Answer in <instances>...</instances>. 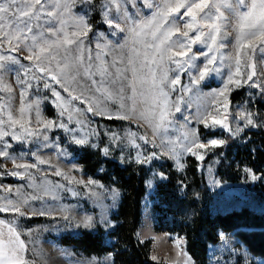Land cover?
<instances>
[{
  "label": "rangeland",
  "instance_id": "rangeland-1",
  "mask_svg": "<svg viewBox=\"0 0 264 264\" xmlns=\"http://www.w3.org/2000/svg\"><path fill=\"white\" fill-rule=\"evenodd\" d=\"M104 2L105 0H99L98 2L92 0L91 4H85L77 0L72 8L74 16H84L88 25H90L87 35L80 36V39L83 40L82 48L85 50L83 55L87 57L90 51L94 66L101 64V62H104L105 66H110L114 58H121L123 63L118 65L121 68L128 66V58L132 56L138 69L137 76L140 78L136 83L135 103L133 99H130L132 89L128 80H123L111 86L113 92H116L120 84H123V100L115 95L110 99H105L100 93H96L94 89L92 92H87L86 95H94L101 99V106L105 114L96 115L88 112L89 104L87 102L71 99L69 93L65 92L59 84L47 77L45 79L33 78L43 74L38 73L36 68L33 67L34 60L26 59L29 52L23 44L16 51L12 50L8 44L0 47V56L15 57L18 61V63H13L11 60L0 61V64L4 65L0 69V80L12 89L11 92L0 90V104L8 103L10 99L11 111L14 116L18 117V110L21 106V91L22 89L26 90L24 103L25 105L31 104L32 107L26 114L25 126L39 132V138L27 136L26 134L23 140H13L11 135L4 138L5 141L11 144V148L8 149L9 153L16 157L18 162L37 164V167L29 168L26 172L24 169H19V171L25 172V177L22 179L8 175V172L14 170V165L11 160L0 158V197L6 196L14 201L33 195L41 197L40 199L29 198L27 204L22 206L21 210L26 215L0 212V220L15 224L21 234V239L27 245L26 259L33 262V264H113L112 253L86 256L75 250L73 246L62 245L58 241V238L64 234L77 235L82 230L96 231L98 227H101L104 234H107L116 224L112 219V214L120 201V191L114 184L105 185L98 178L87 174L66 146L68 142L81 146L73 142V136L84 137L87 139V143L83 145L100 148L104 154H106L104 149L107 148V155L118 159L120 162L142 164L147 169L146 191L142 199L137 235L141 242L150 240L149 258L157 263L186 264L187 261V264H195L193 258L186 252L185 239L182 235L159 232L154 228L155 187L158 182L165 178L162 164L169 161L177 170L182 171L184 169L186 157L192 155L185 150L184 146L190 143L193 130L199 142L205 144L212 139H224L226 141L235 139L240 142L243 134L248 130L264 131V110L256 105L257 101H264V92L261 91V88L251 86L253 82L264 85V75H261V73H264V62H262L264 53L259 48H256L255 51L246 48L241 52V76L233 77L241 80V86L237 87L235 84H229V91L225 93L229 102L228 111L231 127L233 129L237 126L243 128V131L237 135H233L220 126L205 127L197 119L198 113H204L205 111L212 112L213 115L220 118L215 109H219L220 113L224 111L222 107L223 97H219L216 102L213 101V97L228 83L229 75L236 72V33L231 27L228 28L227 35H224L223 38L218 37V44L213 46L214 49L219 44H223L224 47L219 48V51L209 53L210 56L215 55L217 57L215 64L209 67H217L219 71L207 75L198 85L193 86L191 84L192 77L189 72L178 73L176 71V64L168 59L172 53H166L162 61L157 57L156 63L151 64L150 67L155 71L158 82L167 73V79L160 86L168 93V103L171 111L163 125L157 126L159 121L151 110L153 108L152 98L158 96L159 92L151 87V74L148 72V68L140 70L145 50L150 55L154 51L152 48L145 49L142 41L152 43V37L150 35L143 36L135 38L134 41L133 39H127V31L118 32L114 28H109L102 15ZM153 3L154 5L158 4L160 0H153ZM126 7L129 15L137 20L148 18L156 11L155 7L147 8L143 4V0H135V7L129 2ZM183 11L184 9L180 10L181 13ZM94 13H98L105 28H98L91 22V16ZM189 19L186 16L179 18L178 15L175 19L169 17V21L174 20L181 32L186 31L183 25ZM65 30L69 33L77 31L72 19H68ZM204 30L207 31L206 28ZM181 32L174 33L172 40L177 38L186 40L187 38L183 37ZM195 35V31L189 32V37ZM26 43H30V41H26ZM98 43L101 45L100 48H97ZM75 48L76 45L69 46L73 56L79 55L74 51ZM133 48L139 49V57L133 55L131 52ZM173 51L182 50L174 47ZM207 51V45L201 42L191 45V52L188 55L196 54L198 58L194 63L197 68L203 67L206 63V58L201 53ZM98 52L101 53L100 60L96 59ZM60 55H64L63 51ZM186 58L175 57V59ZM251 63L256 65L257 75L253 77L252 81L244 83L243 81L247 79V75L251 72V68L248 67ZM54 66L55 62H53ZM110 71H114V69L110 68ZM177 74L180 76V83L175 85V90H173V86H170L168 81L174 79ZM125 75L129 79L131 78V72H126ZM192 75H196L195 69L192 70ZM77 79L82 84L86 82V78L78 77ZM95 79L99 80L100 76L96 75ZM18 80L25 81V83L21 84ZM45 83H49L51 87L45 88ZM87 83H90V81H87ZM185 86L192 87V91H181ZM72 87L76 88L73 95L78 94L79 87L75 82H73ZM53 88L60 93V100H57V97L52 94ZM232 93H236L234 99L231 98ZM177 103L180 107L179 112L175 111L173 106ZM58 104L67 109L64 115L60 114L61 107H58ZM122 104L123 107H121ZM37 107L39 118L42 121H55L57 125L64 123L68 129L73 131L67 132L64 128L58 126L45 129L43 123L37 124ZM47 107H49V112L46 111ZM76 109L80 111L77 112ZM240 109H246L248 112L253 113V118L259 126L245 127L244 121L235 120L234 117ZM158 112L159 109L157 108V116ZM117 113L127 115L129 118H116ZM69 114H71V119H69ZM108 114H112L113 118L109 119ZM141 114H143V118ZM0 118L7 120L6 111L0 113ZM101 119L122 120L129 124L124 126L110 125ZM28 120L31 121L30 124L27 123ZM200 125L207 130L223 132L224 136L202 138L198 132ZM5 129L11 131L6 125ZM16 131H20L19 126H17ZM186 134L188 139H185ZM44 135L48 137L46 141L43 139ZM214 148L209 146L206 149H194V151H198L204 156L203 160H198L196 156L192 155L197 159L206 184L212 193V208L214 210H228L248 205L253 209L264 212V177L244 166L241 169L239 181H221L216 174L220 158L214 152ZM170 149H174V151H169ZM153 153L156 154V158H153L150 162L140 163L137 161L138 154L143 158ZM209 154L210 156L207 158ZM37 157L43 159L46 163L38 164ZM180 164L183 167H180ZM246 169L250 171H246ZM57 170L62 174L55 175ZM253 176L256 179H253ZM79 181H84V183H79ZM88 181H94L95 183L88 184ZM5 188H11L12 191L5 192ZM45 189L48 190L47 194H45ZM3 202L0 201V203ZM40 211H44L45 214L40 215ZM65 216L68 219H65ZM36 217L41 220L33 222L31 219ZM87 217L91 218L89 226H85L83 223ZM4 231L5 237H7V229H4ZM112 241V238L105 237L106 243L110 244ZM178 242L179 247L177 246ZM208 249V264H257L258 261L264 260V258L249 252L236 236L234 230H220L218 241L209 243ZM184 253L187 255L185 256Z\"/></svg>",
  "mask_w": 264,
  "mask_h": 264
},
{
  "label": "snow or ice",
  "instance_id": "snow-or-ice-1",
  "mask_svg": "<svg viewBox=\"0 0 264 264\" xmlns=\"http://www.w3.org/2000/svg\"><path fill=\"white\" fill-rule=\"evenodd\" d=\"M80 2L91 4L92 0H80ZM129 2L135 7V0H105L102 5V15L109 28H114L118 32L127 31V39H133L135 41V38L143 36L150 35L152 37V43L142 41L145 49L152 48L154 51L150 55L145 50L143 53V61L140 64V70L146 67L148 68V72L151 74V87L159 92L158 96H153L152 98L153 108L151 110L159 121L157 126L163 125L167 117L171 114L168 93L160 86L167 79V73L158 82L155 71L150 65L156 63L157 57L162 61L165 54L170 52L172 55L168 59L176 64V71L178 73L184 71L189 72V75L192 77L191 84L193 86L198 85L207 75L214 71H219L217 67H209L210 65H214L217 60L215 55L210 56L209 53L219 51V48L224 47L223 44H219L215 49L213 48L214 45L218 44L217 38H223L224 35H227L228 28L231 27L236 33V72L229 75L228 83L213 97L214 102L218 101L219 97H223L222 107L224 111L220 113L219 109H215L220 118H217L212 112L205 111L204 113H198L197 119L205 127L220 126L233 135H237L243 131V128L240 126H237L235 129L231 127L229 122L230 113L228 111L229 102L225 93L229 91V84H235L237 87L241 86V80L233 78L234 76H241V52L246 48L252 49L253 51L259 48L264 53V0H160V3L155 5L153 0H143V4L147 8L151 9L155 7L156 11L150 17L140 20L134 19L129 15L126 7V4ZM76 3L77 0H0V47L8 44L12 50L16 51L23 44L24 48L29 52L26 59L34 60L33 67L36 68L38 73L43 74L39 77L34 76L33 78L45 79L47 77L56 84H59L65 92L69 93L71 99H79L82 102H87L89 104L87 108L88 112L96 115L105 114L101 106V99L94 95H86L87 92H92L94 89L96 93H100L105 99H110L115 95L123 100V84H120L116 92H113L111 87L123 80H128L129 86L132 89V97L130 99H133L135 103V96L137 94L136 83L140 79L137 76L138 69L136 67V61L132 56H129L128 66L124 68L118 66L123 63L121 58H114L110 66H105L104 62L94 66L90 51L87 57L83 55L85 50L82 48L83 40L80 39V36L87 35V32L90 30V25H88L84 16H74L72 14V8ZM181 9H184L183 13L180 12ZM176 15L179 18L185 16L190 18L183 25L186 31L181 32L174 20L172 22L169 21V17H174L175 19ZM69 18L72 19L77 28V31L72 33L65 30ZM205 28L207 31L204 30ZM190 31H195L196 35L189 37ZM177 32H181V35L187 39L181 40L177 38L176 40H172L173 34ZM26 41H30V43H26ZM196 42H201L208 47L207 52L201 53L206 58V63L201 68H197L194 63L198 58L196 54L188 55L191 52V45ZM70 45H76L74 51L79 53V55H72V50L69 49ZM100 47L101 45L98 43L97 48ZM121 47L123 46L121 45ZM174 47H178L182 51H173ZM61 51L64 53L63 56L60 55ZM131 52L136 57L140 56L139 49L133 48ZM175 57L187 58L175 59ZM100 58L101 53L98 52L96 59L100 60ZM4 60H11L13 63H18L15 57L0 56V61ZM53 62H55L54 67ZM262 62H264V57H262ZM3 67L4 65L0 64V69ZM248 67L251 68V72L247 75V79L243 81L244 83L252 81L253 77L257 75L256 65L254 63L249 64ZM110 68L114 69V71H110ZM193 69L196 70V75H192ZM126 72H131L130 79L125 75ZM96 75L100 76L99 80L95 79ZM261 75H264V73H261ZM78 77L86 78V82L83 84L80 83L77 79ZM87 81H90V83H87ZM18 82L21 84L25 83V81L19 80ZM73 82L79 87V92L76 95H73L76 92V88L72 87ZM168 83L175 90L174 86L180 83L179 74L174 79L168 81ZM0 85H2L0 86V90L12 91L11 87L4 85L2 80H0ZM251 86L261 88V91L264 92V85L261 83L253 82ZM44 87L50 88L51 85L45 83ZM181 91L191 92L192 87L185 86ZM52 94L57 97V100L61 99L60 93L54 88L52 89ZM25 95L26 90L22 89L18 117L14 116L11 111L10 99L8 103L0 104V113H5L6 111L7 114V120L0 118V142H2L0 143V158L9 159L14 165V170L8 172V175L17 176L22 179L25 177L27 169L36 168L37 164L18 162L17 158L9 153L8 149L11 148V144L5 141L4 138L11 135L13 140H23L25 134L39 138L38 131L25 126L26 114L32 107L31 104L25 105ZM173 106L175 107V111H180L178 103ZM58 107H61L60 114L64 115L67 109L59 104ZM121 107H123V104ZM157 108L159 109L158 116L156 114ZM132 110L134 111V108ZM76 111L79 112L80 110L76 109ZM36 115L37 124L43 123L45 129L58 126L64 128L67 132L73 131L72 129H68L64 123L57 125L55 121H42L39 118L38 107L36 109ZM141 116L143 118V114ZM108 118L112 119L113 115L108 114ZM116 118L125 119L129 117L117 113ZM69 119H71V114H69ZM234 119L244 121L245 127L259 126L253 118V113L248 112L246 109H240ZM30 122V120L27 121L28 124ZM5 125L11 131H7ZM17 126H19V132L16 131ZM113 138L115 139V137ZM43 139L46 141L48 139L47 135H44ZM185 139H188L187 134L185 135ZM73 142L83 145L87 143V139L74 135ZM226 143L227 141L224 139H212L207 144L201 143L193 130L191 132L190 143L184 147L187 152L196 156L198 160H203L204 156L198 151H194V149H206L209 146L219 147ZM104 151L107 154L108 149L106 148ZM169 151H174V149H170ZM153 158H156L155 153L143 158L138 154L137 161L145 163L150 162ZM37 162L38 164L46 163V161L39 157H37ZM179 166L183 167L182 164ZM19 169H24L25 172L19 171ZM246 171L250 170L246 169ZM61 174L59 170L55 172V175ZM29 178L31 179L30 174ZM252 178L256 179L255 176ZM79 183H84V181H79ZM87 183L93 184L95 182L88 181ZM4 191L11 192L12 189L5 188ZM47 193L48 190L45 189V194ZM29 198L40 199L41 197L39 195H33L14 201L6 196H2L0 197V201L4 202L0 203V212H14L19 215H26L21 209L24 204H27ZM39 214L44 215L45 212L40 211ZM64 218L68 219L67 216ZM83 223L85 226H89L91 224V218H85ZM4 229H7V237H5ZM177 246L179 247V242ZM26 251L27 245L21 239V234L15 224L0 220V264H33V262L26 259ZM184 255L186 256L187 254L184 253ZM257 264H264V260L258 261Z\"/></svg>",
  "mask_w": 264,
  "mask_h": 264
},
{
  "label": "trees",
  "instance_id": "trees-1",
  "mask_svg": "<svg viewBox=\"0 0 264 264\" xmlns=\"http://www.w3.org/2000/svg\"><path fill=\"white\" fill-rule=\"evenodd\" d=\"M91 22L98 28H105L98 13L91 16ZM235 96L236 93L231 94V98ZM256 105L264 110V101H257ZM101 120L110 125L129 124L122 120ZM198 132L202 138L224 136L223 132L207 130L201 125ZM66 146L87 174L98 178L105 185L112 183L118 188L120 201L112 214L116 224L107 234L98 227L96 231L82 230L77 235L64 234L58 238L59 243L71 245L86 256L112 253L113 264H165L149 258L150 240L141 242L137 235L146 191L145 166L122 163L104 154L100 148L89 145L78 146L68 142ZM213 150L220 158L216 174L221 181H239L244 166L264 177V131L248 130L243 134L242 141L229 139L225 145ZM162 170L165 178L157 183L154 193L156 231L182 235L186 252L195 264H208V245L218 241L220 230H234L249 252L264 258L263 211L248 205L214 210L212 193L197 159L192 155L186 157L182 171L174 168L169 161L162 164ZM31 220L37 222L41 219L36 217ZM105 237L112 238V243H106Z\"/></svg>",
  "mask_w": 264,
  "mask_h": 264
}]
</instances>
